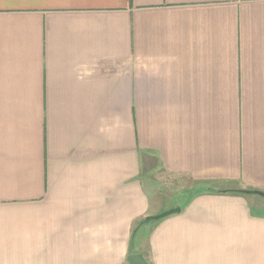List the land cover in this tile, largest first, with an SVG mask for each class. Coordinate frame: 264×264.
<instances>
[{
	"label": "crops",
	"instance_id": "obj_1",
	"mask_svg": "<svg viewBox=\"0 0 264 264\" xmlns=\"http://www.w3.org/2000/svg\"><path fill=\"white\" fill-rule=\"evenodd\" d=\"M243 188L264 191V0H0V264H264Z\"/></svg>",
	"mask_w": 264,
	"mask_h": 264
},
{
	"label": "water",
	"instance_id": "obj_2",
	"mask_svg": "<svg viewBox=\"0 0 264 264\" xmlns=\"http://www.w3.org/2000/svg\"><path fill=\"white\" fill-rule=\"evenodd\" d=\"M239 192L243 193H254L258 194L261 197L264 198V191L260 189H251V188H243V189H238ZM180 210L179 206H173L169 207L161 212L155 213V214H148L143 217V222H149L150 220H158L162 217H165L169 214L178 212ZM126 259L129 264H149L147 260L144 258V256L138 252V251H133L127 254Z\"/></svg>",
	"mask_w": 264,
	"mask_h": 264
},
{
	"label": "rangeland",
	"instance_id": "obj_3",
	"mask_svg": "<svg viewBox=\"0 0 264 264\" xmlns=\"http://www.w3.org/2000/svg\"><path fill=\"white\" fill-rule=\"evenodd\" d=\"M160 172H161V169H158L157 167H153V169H151V170H149V171L146 172V175H147L148 177H150V178L153 180L154 184L159 188V190H158V193H159L158 198H160V199H162V200H164V201H167V199H165V198H167L168 195H167V193L164 191L165 186H164V180L162 179L163 175H161ZM167 192H168V191H167ZM171 194H172V193H171ZM187 195H188V194L186 193V194L184 195V197L187 196ZM256 196L259 197L258 195H256ZM262 199H263V198H262ZM162 211H163V210H162ZM160 212H161V211H160ZM154 221H156V220H150L149 222H145V223H143L144 228H146L147 226L151 225ZM142 236H143V235H142ZM140 237H141V235H140L139 233H137V234L133 237V240H132L133 245H136V244L139 242ZM141 242H142V246H143V248H144V250H145V243H144V238H143V237L141 238Z\"/></svg>",
	"mask_w": 264,
	"mask_h": 264
},
{
	"label": "trees",
	"instance_id": "obj_4",
	"mask_svg": "<svg viewBox=\"0 0 264 264\" xmlns=\"http://www.w3.org/2000/svg\"><path fill=\"white\" fill-rule=\"evenodd\" d=\"M143 223H145V222H143V218L139 219V220L135 223V225H134V227H133V237H134L135 234L138 233V230H139L140 227L143 225Z\"/></svg>",
	"mask_w": 264,
	"mask_h": 264
}]
</instances>
